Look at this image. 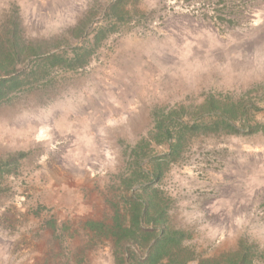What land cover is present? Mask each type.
<instances>
[{"label":"rangeland","instance_id":"rangeland-1","mask_svg":"<svg viewBox=\"0 0 264 264\" xmlns=\"http://www.w3.org/2000/svg\"><path fill=\"white\" fill-rule=\"evenodd\" d=\"M115 1L0 0V38L15 19L27 39L48 43L44 56L91 51L85 65L39 73L0 105V158L29 153L0 194V264H115L111 243L56 207L49 186L69 177L88 196L114 199L154 112L184 106L190 115L208 98L246 106L234 123L242 134L197 136L170 166L159 187L171 223L190 233L200 257L241 239L264 251V133L246 134L264 127V0H126L120 18L109 12ZM100 29L106 36L96 46ZM84 131L79 148L75 135ZM167 151L152 145L154 155Z\"/></svg>","mask_w":264,"mask_h":264},{"label":"trees","instance_id":"trees-1","mask_svg":"<svg viewBox=\"0 0 264 264\" xmlns=\"http://www.w3.org/2000/svg\"><path fill=\"white\" fill-rule=\"evenodd\" d=\"M126 0H116L109 12L118 16ZM84 22L76 27V37L83 35ZM106 36L105 29L95 34L98 46ZM46 42H35L24 36L20 22L11 19L6 23L0 38V105L15 92L31 84L36 76H48L55 68L74 69L87 63L91 51L76 49L73 57L47 53ZM34 63V65H33ZM209 113H219L212 123L196 119ZM247 114L242 103L226 104L208 98L196 111L188 115L182 106L168 112H154V129L130 150L126 170L119 176V192L109 204L110 222L88 223L87 227L100 241H110L115 264H264V251L245 239L236 248L214 257H200L187 245L188 231L175 228L170 217V198L159 187L170 166L182 159L190 141L211 133L242 134L234 123ZM193 123H185L186 117ZM264 133V127H249L246 134ZM167 146L160 156L152 154V145ZM28 152L19 151L0 158V194L8 178L16 176ZM147 160V162H145ZM115 200V201H114Z\"/></svg>","mask_w":264,"mask_h":264},{"label":"crops","instance_id":"crops-1","mask_svg":"<svg viewBox=\"0 0 264 264\" xmlns=\"http://www.w3.org/2000/svg\"><path fill=\"white\" fill-rule=\"evenodd\" d=\"M80 134L85 135V131L82 133H78L77 134L78 136L75 135L77 137L76 144L79 148L82 147L85 144V142H87L88 140V138H86L85 136L84 138H80L81 137ZM73 161L75 163V162H78L79 160L74 158ZM70 181L71 180L69 177L63 178V181L61 182V184L49 186L50 192L52 193V201H53L52 203L56 202V207L58 208L60 207L62 212H66L68 214L75 213L76 215L75 217L77 218V220L83 221L86 233L88 235L90 234L95 237V233L92 232L87 227V224L88 223H101V222L108 223L109 215H105L103 219V217L101 218L98 216V212L99 211L103 212L104 209H108V211L112 213V209H111L109 202L113 201V199H110L109 197L103 195L102 193L98 194L97 192H94L93 194H91V196H88L86 193L89 192V190H87L85 186H83L84 184L82 183V181L77 179L74 185H71ZM65 185H68L69 189L64 188ZM64 199H67V200L71 199L72 202L70 203L68 202L70 205H67ZM66 217H67V214H66ZM51 224L53 223H50V225Z\"/></svg>","mask_w":264,"mask_h":264}]
</instances>
